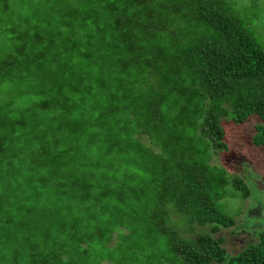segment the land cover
<instances>
[{"label":"trees","instance_id":"obj_1","mask_svg":"<svg viewBox=\"0 0 264 264\" xmlns=\"http://www.w3.org/2000/svg\"><path fill=\"white\" fill-rule=\"evenodd\" d=\"M225 1L88 0L62 14L59 25L83 33L63 35L53 72L36 62L48 84L35 106L59 107L68 130L31 159L53 202L33 188L29 216L2 220L3 264H264V231L230 257L211 235L181 233L234 223L214 204L228 183L209 163L225 147L217 117L254 116L250 140L264 145V48Z\"/></svg>","mask_w":264,"mask_h":264},{"label":"rangeland","instance_id":"obj_2","mask_svg":"<svg viewBox=\"0 0 264 264\" xmlns=\"http://www.w3.org/2000/svg\"><path fill=\"white\" fill-rule=\"evenodd\" d=\"M73 1L76 2L5 0L9 13L0 12V60L12 57L9 67L0 73V255L10 248L8 243L3 242V226L10 224L2 220L11 218L15 223L17 219L29 216L33 188L44 192L40 198L45 203L53 202L51 184H35L31 159L35 148L42 149V145L53 147L54 137L58 140L56 145H61L60 138L68 128L59 107L37 109L35 106L47 101L45 88L48 84L44 79L48 74L43 75L36 62L39 61V65L50 63L53 72L55 53L63 35L67 37L74 32L77 41L80 40L83 30L76 28L70 31L58 24L64 18L62 14L73 6L76 11L90 6L88 0H79L77 6ZM225 7L264 48V0H226ZM56 30L59 34H54ZM32 43L42 51L37 59ZM46 44L49 45L47 49ZM77 113V110L70 113L71 122H76ZM254 121V116L242 121H235L229 114L217 117L225 147L210 150L209 163L222 168L228 180L220 188L222 195L214 200V204L222 213L233 218V225L219 227L213 233L209 231L210 224H192L190 233L181 230L185 237L213 236L224 249L226 257L235 255L254 242L258 232L264 231V145H255L250 140ZM74 135L78 136L79 132L74 131ZM139 138L150 145L144 135H139ZM45 154L43 152V157ZM232 178H239L246 186L248 193L245 197L232 186ZM19 205L21 209L18 212ZM173 222L177 229L181 228L179 219ZM0 264H3L1 260Z\"/></svg>","mask_w":264,"mask_h":264}]
</instances>
